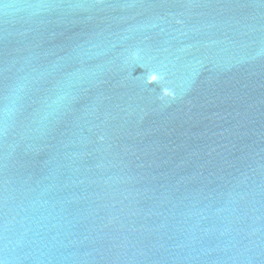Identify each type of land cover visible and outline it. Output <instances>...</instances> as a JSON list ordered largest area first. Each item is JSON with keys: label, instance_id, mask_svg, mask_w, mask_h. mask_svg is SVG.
I'll return each mask as SVG.
<instances>
[{"label": "water", "instance_id": "1", "mask_svg": "<svg viewBox=\"0 0 264 264\" xmlns=\"http://www.w3.org/2000/svg\"><path fill=\"white\" fill-rule=\"evenodd\" d=\"M0 264H264V0H0Z\"/></svg>", "mask_w": 264, "mask_h": 264}]
</instances>
